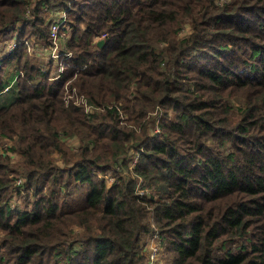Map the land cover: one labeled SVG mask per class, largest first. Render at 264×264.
<instances>
[{
    "label": "trees",
    "instance_id": "1",
    "mask_svg": "<svg viewBox=\"0 0 264 264\" xmlns=\"http://www.w3.org/2000/svg\"><path fill=\"white\" fill-rule=\"evenodd\" d=\"M1 46L0 264H264V0H0Z\"/></svg>",
    "mask_w": 264,
    "mask_h": 264
},
{
    "label": "rangeland",
    "instance_id": "2",
    "mask_svg": "<svg viewBox=\"0 0 264 264\" xmlns=\"http://www.w3.org/2000/svg\"><path fill=\"white\" fill-rule=\"evenodd\" d=\"M66 24H67V22H66ZM66 26H67L66 28L68 29V32L66 34H68V38H69V36L71 34V28L69 27L68 24ZM186 29L189 30V28L187 26H186V28H184V31ZM100 38H102V37H98L96 39L99 40ZM52 46H53V43L51 44V46L44 47L43 50H42L41 46H37L36 45L33 48V56H32L33 63H37L38 60L42 59V58H45L48 61L50 59H52V57H51V55H52ZM2 48L3 47L1 46V48H0V58L2 57V55L4 53L2 51ZM54 62H55L54 64H57V71H59V66L63 65L64 60L62 58H59V61H57V62L54 61ZM54 75L55 74H53V76ZM74 90H73V93H70L67 96V98H66L67 102H69L70 100H76L77 102H81L82 103L83 102L82 99H85L84 96L76 94V92H74ZM13 98H14V92H6V93L0 94V105L7 104L8 102L12 101ZM160 112H161V110H160ZM159 114H158V116H159ZM156 127H157V123L155 121V123H153V126L151 128H154L153 130L156 131V129H157ZM12 159H14L16 161V159H17L16 154H13ZM15 186H16V184H15ZM19 191H22V190L21 189L20 190H18V189L15 190V187H14L13 193H12L13 194V199H12L11 203H12V207L13 208L23 209L24 206H26V203L28 201L27 197H26V194H28L29 192H21L20 193ZM29 194L31 195V193H29ZM82 194H83L82 192L81 193L80 192H76V197H79V198L82 197V199L84 200L86 195L84 194L82 196ZM158 239H159V237L158 238H154V239L152 238L150 242H147V244H145V246H144V253H145V255H146L147 259H148V262H150V260H152L153 264H166L167 254L165 252L164 246L158 243Z\"/></svg>",
    "mask_w": 264,
    "mask_h": 264
},
{
    "label": "built area",
    "instance_id": "3",
    "mask_svg": "<svg viewBox=\"0 0 264 264\" xmlns=\"http://www.w3.org/2000/svg\"><path fill=\"white\" fill-rule=\"evenodd\" d=\"M66 24V14L64 12H60L57 14L56 18L53 19L51 25H50V34L52 37V59L55 60L56 62L59 61V58L61 56V52L59 51V43L63 42L65 44L66 40L68 39V34H66L68 32V29L66 28L67 24ZM17 40L16 37H14L13 39L10 40V42L8 43V49L7 52H10L11 50H13L16 46ZM51 46V45H50ZM42 50L44 47H41ZM63 71V65L59 66V74L57 76L51 77L52 79H56L59 77V75L62 73ZM74 90V89H73ZM90 107L87 106L86 109H89ZM157 131V130H156ZM6 146V144H5ZM137 160V155L134 156V159L132 160V164L131 167L134 166L135 162ZM113 179L112 176L109 177V180L111 181ZM21 183H22V179L18 178L15 182L16 186H15V190L21 189ZM158 243L163 245L161 243V238L159 236L158 233H156L153 237L154 238H158ZM160 240V241H159ZM161 247V246H160ZM149 264H153L152 260H150Z\"/></svg>",
    "mask_w": 264,
    "mask_h": 264
},
{
    "label": "crops",
    "instance_id": "4",
    "mask_svg": "<svg viewBox=\"0 0 264 264\" xmlns=\"http://www.w3.org/2000/svg\"><path fill=\"white\" fill-rule=\"evenodd\" d=\"M33 56V55H32ZM50 60H52V59H50ZM49 60V61H50ZM48 60H46L45 58H42V59H39L38 60V62L36 63V64H38V65H45V64H47L48 62H49ZM53 61V66H52V75H51V77H54V76H57L58 74H59V71H57V64H54L55 62V60H52ZM53 74H55L54 76H53Z\"/></svg>",
    "mask_w": 264,
    "mask_h": 264
},
{
    "label": "water",
    "instance_id": "5",
    "mask_svg": "<svg viewBox=\"0 0 264 264\" xmlns=\"http://www.w3.org/2000/svg\"><path fill=\"white\" fill-rule=\"evenodd\" d=\"M103 42H104V39H101V40L98 42V44H99V45H102Z\"/></svg>",
    "mask_w": 264,
    "mask_h": 264
}]
</instances>
